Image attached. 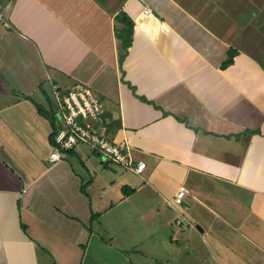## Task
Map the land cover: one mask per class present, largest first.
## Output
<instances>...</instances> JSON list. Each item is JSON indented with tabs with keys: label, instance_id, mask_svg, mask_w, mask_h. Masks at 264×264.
Returning a JSON list of instances; mask_svg holds the SVG:
<instances>
[{
	"label": "crops",
	"instance_id": "crops-1",
	"mask_svg": "<svg viewBox=\"0 0 264 264\" xmlns=\"http://www.w3.org/2000/svg\"><path fill=\"white\" fill-rule=\"evenodd\" d=\"M0 15V264H264V0H0ZM74 82L140 172L85 144L50 161L53 84Z\"/></svg>",
	"mask_w": 264,
	"mask_h": 264
},
{
	"label": "built area",
	"instance_id": "built-area-1",
	"mask_svg": "<svg viewBox=\"0 0 264 264\" xmlns=\"http://www.w3.org/2000/svg\"><path fill=\"white\" fill-rule=\"evenodd\" d=\"M143 12L149 14V9L145 8ZM53 94L60 116L54 134L56 146L49 154L50 161L61 158L60 150H70L78 144H85L114 164L136 172L143 169L144 162H134L118 143L97 129L96 122L104 112V104L88 85L74 82L70 87L62 88L54 83ZM186 194L187 189L180 186L173 198L174 204L180 205ZM180 223L178 219L177 224Z\"/></svg>",
	"mask_w": 264,
	"mask_h": 264
},
{
	"label": "trees",
	"instance_id": "trees-1",
	"mask_svg": "<svg viewBox=\"0 0 264 264\" xmlns=\"http://www.w3.org/2000/svg\"><path fill=\"white\" fill-rule=\"evenodd\" d=\"M123 20V22L125 23V25H126V29H127V31H124V32H122L123 34H126L127 36H128V41H126V39H124V36L123 35H121V38H123V47L124 48H126L129 44H130V42H131V34H132V31H133V23L131 22V21H128V20H126L125 18L124 19H122ZM118 36H120V33H118ZM123 36V37H122ZM41 110V109H40ZM41 113L42 114H45V115H47V117H49V114L48 113H46V112H42V110H41ZM51 119V118H50ZM53 124V123H52ZM54 128H53V132H52V134H51V136H52V138H54V132H56L57 131V126H55V124H54V126H53ZM54 133V134H53Z\"/></svg>",
	"mask_w": 264,
	"mask_h": 264
},
{
	"label": "rangeland",
	"instance_id": "rangeland-1",
	"mask_svg": "<svg viewBox=\"0 0 264 264\" xmlns=\"http://www.w3.org/2000/svg\"><path fill=\"white\" fill-rule=\"evenodd\" d=\"M248 1H250V2H251V1L254 2L255 0H248ZM241 18H242V17H241ZM151 218L154 219L153 216H151ZM156 227H157L156 223H152V225H151L150 228L155 230ZM155 231H156V233H157V232H158V229H156ZM205 256H206V255H203V257H205Z\"/></svg>",
	"mask_w": 264,
	"mask_h": 264
}]
</instances>
